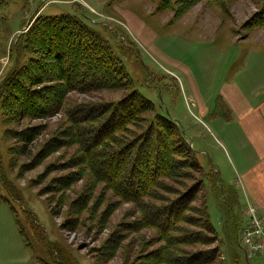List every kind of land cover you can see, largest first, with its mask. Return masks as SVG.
I'll use <instances>...</instances> for the list:
<instances>
[{"label":"rangeland","instance_id":"obj_1","mask_svg":"<svg viewBox=\"0 0 264 264\" xmlns=\"http://www.w3.org/2000/svg\"><path fill=\"white\" fill-rule=\"evenodd\" d=\"M180 1L183 0H6L0 81L12 68L13 42L20 33L27 34L36 12L42 17L77 15L107 40V48L132 80V89L151 101L158 113L178 124L202 166L189 171L184 179L163 181L161 187L154 188L153 199L126 202L120 198L121 193L95 180L84 164L82 150L88 147L87 137L83 134L79 146L64 131L69 126L67 111L114 104L127 93L125 86L84 94L71 92L62 111L35 119L7 117L0 99V235L12 242L13 250L18 244L11 240L12 222L8 220L12 218L14 224L18 222L15 226L22 231V241L28 244L23 241L31 258L41 264H163L161 250L165 242L156 229L143 224L142 216L146 208L166 205L164 202L201 183L196 197H205L206 215L189 208L182 212L187 220L177 222V227L201 231L208 216L217 241L194 248L174 247L183 254L217 247L218 264H264L261 255L245 259L240 230L245 228L243 239L254 254H258L254 243L264 242L255 239L252 226L244 218L241 224L239 203L231 193L235 188L222 185V197L220 191L211 189L207 172L208 165H213L224 182L218 157L227 174L230 170L221 147L225 144L211 131L213 112L215 107L219 109L218 88L224 80L238 81L242 88L264 80V27L247 25L264 0H195L192 5L185 0L188 8L175 10L173 6ZM19 59L23 65L29 56L23 51ZM198 93L209 104L207 116L200 115L197 109ZM35 126L39 131H34L33 138L22 141V132ZM127 127L132 131L133 124ZM212 138L218 139L220 148ZM108 147L114 149L109 143ZM187 199L188 207L201 205V200ZM229 215L238 226L228 225ZM261 250L264 253L262 247ZM176 255L175 251L169 252L170 257ZM10 264H18L17 258H11Z\"/></svg>","mask_w":264,"mask_h":264},{"label":"trees","instance_id":"obj_2","mask_svg":"<svg viewBox=\"0 0 264 264\" xmlns=\"http://www.w3.org/2000/svg\"><path fill=\"white\" fill-rule=\"evenodd\" d=\"M189 1L191 5L195 3V0ZM6 4V0H0V40L1 28L6 22L3 12ZM188 6L183 0L173 7L183 10ZM37 13L30 20L35 19L27 34L20 33L17 41L13 42L12 68L0 81V99L7 117L42 118L62 111L64 101L71 92L84 94L94 89L125 86L127 93L114 104L100 103L95 108L77 107L72 112L67 111L69 126L64 131L70 133L79 146L83 134L87 137L89 144L82 150V158L92 177L113 192L121 193L120 198L124 201L141 203L144 198L153 199L154 188L161 187L163 181L175 182L188 177L187 173L192 169L202 168L178 124L158 113L151 101L132 89V80L107 48L104 42L107 40L96 27L77 15L42 17L36 16ZM247 25L249 28L264 27V1ZM23 51L29 60L20 65L18 61ZM130 124H133L132 131L127 127ZM127 128H130L129 133ZM35 130L38 132L39 127L23 131L22 141L31 140ZM108 143L114 145V149L109 148ZM207 169L211 189L216 193L220 191L223 197L218 173L212 165H208ZM200 187L201 183H198L176 195L175 199L164 202L166 205L146 208L142 216L143 224L156 229L165 242L161 250L164 253L163 264H218L216 261L220 255L217 247L196 249L186 254L174 247L190 245L194 248L217 241L208 216L201 231H185L177 227V222L187 220L182 212L189 208L192 212L195 210L206 215L205 197H196ZM187 196L197 202L201 200V205L188 207ZM189 220L193 222L192 216ZM229 220V226H238L237 220L230 215ZM18 230L21 236L22 231ZM41 238L46 240L44 235ZM170 251L178 255L170 257ZM55 264L64 263L57 261Z\"/></svg>","mask_w":264,"mask_h":264},{"label":"crops","instance_id":"obj_3","mask_svg":"<svg viewBox=\"0 0 264 264\" xmlns=\"http://www.w3.org/2000/svg\"><path fill=\"white\" fill-rule=\"evenodd\" d=\"M198 96L200 99L195 100L199 114L207 116L210 114L209 104L200 93ZM216 97L219 109L215 107L213 112L211 131H215L227 150L218 139L212 138V141L218 148L219 145L224 148L230 169L227 174L225 164L218 157L222 167L221 178L224 180L222 184L219 176L220 183L235 188L231 193L239 203V214H242L244 205H250L264 218V80L245 88L238 81L224 80ZM8 221L12 222L11 240L18 244V248L13 250L10 247L12 242L0 235V261L10 264V259L15 257L18 264H41L31 258L30 249L24 245L13 218Z\"/></svg>","mask_w":264,"mask_h":264},{"label":"built area","instance_id":"obj_4","mask_svg":"<svg viewBox=\"0 0 264 264\" xmlns=\"http://www.w3.org/2000/svg\"><path fill=\"white\" fill-rule=\"evenodd\" d=\"M243 214V216H242ZM242 214H241V219L243 224V218L244 222L245 220L247 223L252 226L253 233L255 234V239L260 238L264 242V218L259 215L257 210L250 206L247 205V207L242 208ZM241 232V242H242V247L243 250L247 253L249 256H264V253L261 251V247L264 249V243L259 242V243H254V246L257 247V255L254 254V251L249 247L248 243L243 239V235L245 234L246 230L245 228L243 230H240ZM251 249V250H250Z\"/></svg>","mask_w":264,"mask_h":264},{"label":"water","instance_id":"obj_5","mask_svg":"<svg viewBox=\"0 0 264 264\" xmlns=\"http://www.w3.org/2000/svg\"><path fill=\"white\" fill-rule=\"evenodd\" d=\"M244 254H245V259L248 260V256H247V254H246V253H244Z\"/></svg>","mask_w":264,"mask_h":264}]
</instances>
